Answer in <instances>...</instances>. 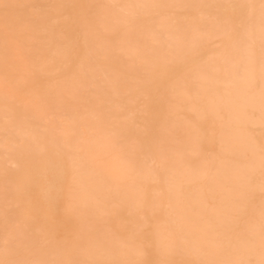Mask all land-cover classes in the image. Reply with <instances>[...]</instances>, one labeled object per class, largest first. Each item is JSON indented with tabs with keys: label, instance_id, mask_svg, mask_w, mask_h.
Returning <instances> with one entry per match:
<instances>
[{
	"label": "snow or ice",
	"instance_id": "snow-or-ice-1",
	"mask_svg": "<svg viewBox=\"0 0 264 264\" xmlns=\"http://www.w3.org/2000/svg\"><path fill=\"white\" fill-rule=\"evenodd\" d=\"M206 44L213 55L179 84V101L219 127L166 137L157 118L141 134L130 103L148 76ZM112 57L129 71H113ZM0 106L10 139L31 135L16 110L60 127L32 137L54 157L40 206L26 194L12 215L4 193L0 264H264V0H0ZM207 138L221 151L206 153Z\"/></svg>",
	"mask_w": 264,
	"mask_h": 264
},
{
	"label": "rangeland",
	"instance_id": "rangeland-1",
	"mask_svg": "<svg viewBox=\"0 0 264 264\" xmlns=\"http://www.w3.org/2000/svg\"><path fill=\"white\" fill-rule=\"evenodd\" d=\"M15 2L46 3L49 2V0H15ZM105 2L109 1L105 0ZM207 2H215V0H207ZM66 36L69 40H72L76 36V31L69 29L66 32ZM110 39V37H105V40ZM79 46L81 48L83 47L82 39L80 40ZM38 47H40L39 42ZM212 47L211 44H206L201 47H194L186 50L181 56L170 59L166 63L160 65L157 70L148 76L147 82L141 87L139 93L141 97L140 103H130V110L136 112L139 118H142L146 122L145 125L138 129L141 134L151 133L153 131L151 127L152 121L157 118L159 119L157 130L161 135L166 137L171 130L174 137L180 138L187 134L186 132H189L192 127L197 126V124L205 127L216 124V126L219 127V122L215 115L208 114L205 116L202 106L194 103H181L179 98L181 97L180 95H183V89L182 91L180 90V93L178 89L181 87L176 84L177 87H179L176 89L177 87L175 85L176 82L180 84L182 82L181 80L184 81L189 75V72L193 73L194 69L199 66L198 64L203 63L206 61L207 57L213 55ZM68 56L71 59L74 53L70 50ZM110 66L112 70L117 73H127L129 71L127 62L119 57H112L110 59ZM180 78L182 79L180 80ZM97 102L95 98H90L87 104L94 105ZM124 102L129 103V99L125 98ZM2 115L3 110L2 106H0L1 118L4 117ZM10 115L18 125L26 126L30 129L31 134L34 132L33 136L40 141H47L52 135L54 136L57 134V130L58 132L60 130L59 125L54 126L51 124L48 115L42 113L25 114L22 111L16 110ZM1 118L0 211L3 209L4 193L7 190L9 193V201L13 205L11 214L21 215L22 209L14 207L18 200H23L26 194H31L33 206L39 207L43 201V194L55 186L56 175L54 172V157L50 153H41L37 151L38 148L34 140L32 139L33 141L31 140V142L29 140L32 135H28L30 137L27 136L29 142L26 137L21 140L10 139L13 133L11 130H5V121ZM51 132L52 134H50ZM260 134L261 130L257 120L254 125L253 135L258 139ZM25 142L26 145L27 143L28 145L30 144L29 148L25 146ZM31 143L35 144V146H32ZM219 147L221 149L218 138H207L203 141V150L206 153H217L219 152ZM127 216L128 212L126 209L117 210L111 221L113 228H119L126 220ZM0 223H2V215H0ZM77 226L78 222L75 220L68 221L66 224L69 231L74 230Z\"/></svg>",
	"mask_w": 264,
	"mask_h": 264
},
{
	"label": "bare ground",
	"instance_id": "bare-ground-1",
	"mask_svg": "<svg viewBox=\"0 0 264 264\" xmlns=\"http://www.w3.org/2000/svg\"><path fill=\"white\" fill-rule=\"evenodd\" d=\"M107 1H109V0H107ZM203 56H204V55H203ZM208 58H210V57H207L206 60H208ZM115 60H116V59H115ZM197 60H198V59H197ZM202 62H203V61H202ZM200 63H201V62H200ZM185 65H186V64H185ZM198 65H199V64H198ZM193 68H195V67H193ZM189 69H190V68H189ZM189 69H188V70H189ZM188 70H187V71H188ZM190 70H191V69H190ZM194 70H195V69H194ZM188 72H189V71H188ZM192 72H193V70H192ZM189 74H190V72H189ZM181 79H182V78H180V80H181ZM181 81H183V80H181ZM178 83H179V82H178ZM178 83L176 82L175 85L177 84V85L179 86ZM177 85H176V87H177ZM178 88H179V87H177L176 89H178ZM176 89H175V90H176ZM182 89H183V88H180V89H178V90H179V91H180V90L182 91ZM181 91H180V93H181ZM183 91H184V90H183ZM175 92H176V91H175ZM177 93H178V92H177ZM179 95H180V94H179ZM180 96H182V95H180ZM2 116H4V114H3ZM0 118H1V117H0ZM1 119H4V117L1 118ZM40 120H41V119H40ZM2 121H3V120H2ZM42 121H43V120H42ZM43 122H45V121H43ZM174 126H175V125H174ZM177 127H178V126H177ZM50 129H51V128H50ZM54 129H55V128H54ZM175 129H176V128H175ZM3 130H4V129H3ZM44 130H45V129H44ZM52 130H53V129H52ZM56 130H57V129H56ZM31 131H32V129H31ZM53 132H54V131H53ZM12 133H13V132H12ZM33 133H34V132H32V134H31L32 137H33V135H34ZM54 133H55V132H54ZM57 133H58V130H57ZM186 133H188V131H187ZM50 134H52V132H51ZM183 134H185V133H183ZM31 135H30V136H31ZM30 136H28V137H30ZM52 136H53V135H52ZM52 136H51V137H52ZM32 137H30L31 139H29L30 142H31V140H32ZM26 139H27V141L29 142L27 136H26ZM32 141H33V140H32ZM31 144H32V143H31ZM27 145H28V143H27ZM27 145H26V142H25V146L29 148L30 144H29L28 146H27ZM33 145L35 146V144H32V146H33ZM32 146H31V147H32ZM36 146H37V145H36ZM31 147H30V148H31ZM220 150H221V149H220V147H219V151H220ZM37 151H39V150H37ZM5 152H7V151H5ZM50 156H51V155H50ZM39 160H40V159H39ZM52 160H53V159H52ZM50 188H51V187H50Z\"/></svg>",
	"mask_w": 264,
	"mask_h": 264
}]
</instances>
